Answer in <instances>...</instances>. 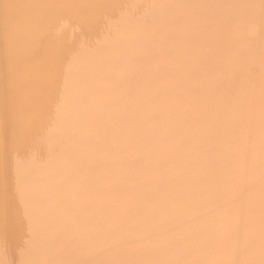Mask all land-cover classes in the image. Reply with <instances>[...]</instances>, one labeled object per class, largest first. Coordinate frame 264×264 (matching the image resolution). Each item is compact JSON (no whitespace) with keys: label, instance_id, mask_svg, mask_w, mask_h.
<instances>
[{"label":"bare ground","instance_id":"bare-ground-1","mask_svg":"<svg viewBox=\"0 0 264 264\" xmlns=\"http://www.w3.org/2000/svg\"><path fill=\"white\" fill-rule=\"evenodd\" d=\"M0 264H264V0H0Z\"/></svg>","mask_w":264,"mask_h":264}]
</instances>
